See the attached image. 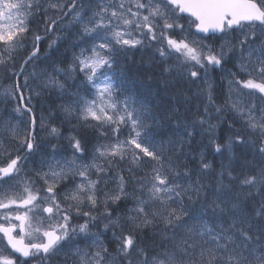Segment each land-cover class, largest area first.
I'll list each match as a JSON object with an SVG mask.
<instances>
[{
  "label": "snow or ice",
  "instance_id": "obj_1",
  "mask_svg": "<svg viewBox=\"0 0 264 264\" xmlns=\"http://www.w3.org/2000/svg\"><path fill=\"white\" fill-rule=\"evenodd\" d=\"M182 14L189 19L187 34L179 23ZM37 16L43 36L30 27ZM191 26L197 34L219 33L223 39L218 46L206 43L207 36L191 39ZM177 31L183 35H169ZM30 32L32 51L17 71L14 54L26 49ZM54 32L61 35L49 42L50 49L66 40L79 52L67 64L46 56L48 67L37 71L39 42ZM145 41L160 45L154 50L160 81L166 94L175 89V103L162 111V100L153 105L139 99L113 68L117 53L144 47ZM30 64L33 70L25 74ZM0 67L23 77L22 84L17 79L0 93L4 103L15 102L9 117L0 119V159L7 161L0 166V239L11 253L0 249V264H44L61 251L65 264H264V0H0ZM210 68L230 77L222 105L208 79ZM181 82L189 91L195 87L191 96L177 87ZM45 94H55L57 110L77 121L74 133L84 130V136L66 137L71 157L57 158L58 145L36 140L32 101ZM225 110L231 120L222 115ZM221 124L231 134L218 143ZM40 128L53 138L62 135L42 114ZM105 128L115 142L94 145L84 162L88 131L108 138ZM124 128L128 135L121 140ZM208 148L226 152L227 163L215 168ZM14 151L24 155L13 157ZM35 154L45 157L40 170L22 177L23 162ZM125 161L128 166L120 169ZM134 170L143 175L136 177ZM102 221L107 222L101 227ZM17 229L19 237L13 235ZM25 236L41 242L25 243Z\"/></svg>",
  "mask_w": 264,
  "mask_h": 264
},
{
  "label": "trees",
  "instance_id": "obj_2",
  "mask_svg": "<svg viewBox=\"0 0 264 264\" xmlns=\"http://www.w3.org/2000/svg\"><path fill=\"white\" fill-rule=\"evenodd\" d=\"M40 18L41 17L37 16L35 18V20L30 24V27L36 32H39L41 30V28L38 26V24L40 23L39 22ZM58 35H61V33L54 32L53 34L48 35L46 39H44L40 42V44H39L40 55L42 54L43 57L40 58L37 67H40V68L48 67L50 61L45 59L46 56L51 57V58H56L58 61L61 59L64 60L67 58L68 52L65 53V48H70V46H71L68 41L57 40V45H56L57 50H55V51L48 47L49 42L52 41V38L55 36V39H56V37ZM208 41L211 44H214V43L216 44L218 39L213 37V38H209ZM65 44H66V46H65ZM26 46H27L26 49H21L20 51H17V53L14 54L15 60L17 61L16 62V70L17 71L19 70V65L21 63L22 57L26 56L28 54V52H30L29 50L32 51V32L28 33V40L26 41ZM159 46L160 45L156 42H153L151 45H148V42L145 41L144 47L138 46L135 49H131V50H127V51H120L119 53H117L118 63L114 64V69L118 73L123 75V78L125 80L127 88L130 89L131 93L133 95L137 96L139 99L148 100L153 105H157V102L162 100L163 103L157 105L159 110L162 111L163 107L165 105L175 103V95H174L175 89H170L169 93L166 94L165 89H164V85L160 81L159 71H160V67H161V62H160V58H159L158 54H154V50ZM70 62L71 61H69V60H65V64L70 63ZM173 62H175L174 58H173V60L168 61V63H173ZM9 68H11V65H9ZM228 68L235 70L232 66V63H230ZM49 70H50V68H49ZM210 70H211V74H210L211 78L209 80L214 85V95L216 97V103L222 105V104H224V101L226 99V95L224 96V93H225L224 92V82L226 80L228 81L229 77L227 76L226 73L222 72L221 70H216V69H211V68H210ZM5 75L8 76L7 79L5 78ZM210 75H208V77ZM149 77H152V79H149ZM221 77H225V81H223V79H221ZM17 79L20 80L21 84L23 83L22 77H14L11 75L10 71H8L6 73V70L3 67H0V93L3 92V88L5 86L13 84V82ZM169 79H171V77H169ZM33 83L36 84L37 82L33 80L31 82V84H33ZM177 87L182 88L183 91L186 92L189 96H191L192 92H194L196 90L195 87H193L192 91H189L188 90L189 86L187 84H184L183 82L178 84ZM185 89H187V90H185ZM37 90H39V89H37ZM3 101H4V97L2 95H0V119L8 118L10 113H11V109L13 108L10 105L12 103L11 101H9L7 103H4ZM32 103L35 105V108L33 109V111L36 113V121L38 120V112H39V114H40V112H42V113H44V115L46 117V121H44V123L46 125L51 123L52 126L59 128L61 131L62 135L59 138H53V137L49 136L53 141H55L56 145H58V148L61 150L59 152L57 158H59L60 155L70 156L72 153V149L69 147V141L66 139V137L69 134H78L79 136H84L85 133H84L83 128L81 127L79 129L78 133L73 132V126L77 125V121L75 119H72L69 122L68 120L65 119L63 114L57 110L56 106L59 105L61 103V101L59 99L55 98V94L52 95V98H49L48 94H45V96L41 100L33 99ZM195 103H196V101H193L194 105H195ZM202 107L203 106H201V110H202ZM182 111H183V109H182ZM210 111L212 112V115H213V119L211 122L216 123L217 117H216L215 111H214V109H210ZM50 113H51V115H50ZM52 115H54L52 122H48V120L50 118H52ZM222 115L226 116L227 119H229V120L232 119L231 116L227 115V110H225V112H223ZM26 119H27V116L25 117V120ZM15 120H16V117L13 116V121H15ZM14 123H16V122H14ZM21 127H23V125H21ZM37 127H38V125H37ZM240 127H241L240 124H235V128H240ZM106 129H108V128L103 129V131H106ZM126 130L127 129L124 128L121 131V133H120L121 138L123 137V135L125 136ZM38 133H39V131L37 130V135H38ZM230 134L231 133L229 132L227 125L221 124L220 127L217 129V135L219 137L217 142L223 143L225 140H227V138ZM97 137H98V131H93V130L88 131V133H87V138H88L87 139V149H88V151L91 150L92 146H94L95 143L100 141V140H98ZM196 140L197 141L200 140L199 135L196 137ZM204 142L207 143V140H205ZM63 149L65 150V152H63ZM241 152H242V149L239 147L234 149V154L237 156H240ZM16 154H19V153H16L14 151L13 157ZM208 154H209V156H208ZM211 155H212V157H210ZM213 155H216V157ZM218 155L220 156V158ZM39 156H40V161L34 162L31 160L32 156H30L29 160L23 164L24 166H27V168L26 167L25 168L27 169V173H29V175H31V176H34V171L40 170L41 160L45 159V157L41 156L40 154H39ZM206 156H207V160L211 161L213 163V166L217 169H219L220 163L222 161L227 163V153L226 152L224 155L221 156L220 154H215L213 152L212 148H208ZM221 157H222V159H221ZM248 158H251V157L249 156ZM198 160H199L198 156L195 159H189L188 160V166L189 167H195ZM5 161L6 160L0 159V165H2ZM218 161H219V163H218ZM214 162H216V163H214ZM127 166H128L127 162H124V163H121L119 165V168L123 169V168H126ZM111 174L115 175L114 169L112 170ZM123 174L125 175L126 178H128L127 172H124ZM134 174L136 177H140L143 175V173L141 171H135V170H134ZM129 185L130 186H129L128 190L131 191V187H132L131 180H129ZM130 203L131 202L129 201V205H130ZM121 207L123 208V205ZM84 210L87 211L88 209L85 208ZM73 222L76 223L77 221L74 220ZM106 222L107 221H102L101 227H102V224L106 223ZM77 223H82V222H77ZM92 230L97 231L98 229L93 228ZM110 247H111L110 248L111 250H114V247H115L114 243L111 244ZM28 264H29V262H28Z\"/></svg>",
  "mask_w": 264,
  "mask_h": 264
},
{
  "label": "rangeland",
  "instance_id": "obj_3",
  "mask_svg": "<svg viewBox=\"0 0 264 264\" xmlns=\"http://www.w3.org/2000/svg\"><path fill=\"white\" fill-rule=\"evenodd\" d=\"M64 23L65 24H67V20H65L64 21ZM179 23L180 24H182V25H184V27H185V34H187L188 33V31H189V28H190V25H189V19L188 18H182V19H180L179 20ZM169 35H174V37L175 38H179L180 37V35H183V34H181V33H179L178 31H177V33H169ZM190 38L191 39H197V40H201L202 39V37H200V36H198V35H196V34H194L193 33V26H191V34H190ZM223 39V37L215 44V46H218L220 43H221V40ZM206 42V41H205ZM88 43H91V41H89ZM207 43V42H206ZM69 44H70V42H69ZM87 45L86 44H81L80 45V47H86ZM71 47V46H70ZM77 49V53L79 52V48H76ZM21 50V49H20ZM19 51V50H18ZM71 59H72V55H71V57H68V58H66V59H64V62H65V60H69V61H71ZM33 63L37 66L38 65V63H39V60H38V58H36L34 61H33ZM229 65H230V63L227 65V68L229 67ZM33 69H32V66H31V64L26 68V70H25V74H27L28 72H31ZM217 70H220V69H218L217 68ZM233 71H235V70H233ZM211 74V70L209 69V72H208V75H210ZM211 78V75L208 77V79H210ZM242 78H245V77H242ZM227 79V78H226ZM229 79H230V77H229ZM22 80H23V77H22ZM33 80H30V82H29V84L33 87V88H35V83H33V84H31V82H32ZM223 81H225V77H224V79H223ZM37 90V89H36ZM227 91H228V81L226 80L225 82H224V96L227 94ZM26 95L28 94V93H25ZM56 101V100H55ZM257 103H259V101L257 100ZM12 107H15V102H12L11 104H10ZM41 114L44 116V121H46V117H45V115H44V113H42V112H40V114H39V112H38V120H37V125H38V127H37V130L39 131V133H38V136L40 137V139H42V140H49V139H51L50 137H49V135H48V133H47V130L45 129V130H42L41 128H40V117H41ZM52 118H54V115H52ZM5 119H7V118H5ZM14 122H16L17 123V120H15V121H13V123ZM15 124V123H14ZM106 132L108 133V138H99L98 140H100L99 142H97V144L96 145H98V144H108V143H114L115 142V137L112 135V132H111V129L110 128H108V129H106ZM127 135H128V130H126V133H125V136L123 135V137L121 138L120 137V139L121 140H123V139H125L126 137H127ZM46 144H51V143H46ZM52 144H56L55 143V141H53V143ZM93 147L94 146H92V148H91V154H90V160H91V157H92V151H93ZM72 156V155H71ZM71 156H67V157H71ZM88 157V158H89ZM126 162V161H125ZM45 170H46V166H45ZM115 172H116V169H114V174H115ZM27 174H26V172H24V171H22L21 172V176L23 177V176H26ZM28 176V175H27ZM29 176H31V175H29ZM37 183H39V182H37ZM40 184L42 185V182H40ZM109 187L111 188V187H114V185L113 184H110L109 185ZM41 194H43V193H41ZM21 211H23V210H21ZM13 215H15V212H13ZM103 225V224H102ZM93 231V230H92ZM93 232H95V231H93ZM25 238L28 240V241H30V242H39L40 240L39 239H31L30 240V238L29 237H27V236H25ZM81 243V246H83L84 245V242L83 241H80ZM0 249H3V255H5V256H8L5 252H6V249L4 248V246L2 245V243H1V241H0ZM61 255H64V252L62 251L57 257L59 258V259H61V261H56V264H65V262H64V260H63V256H61ZM69 264H70V262H69Z\"/></svg>",
  "mask_w": 264,
  "mask_h": 264
},
{
  "label": "bare ground",
  "instance_id": "obj_4",
  "mask_svg": "<svg viewBox=\"0 0 264 264\" xmlns=\"http://www.w3.org/2000/svg\"><path fill=\"white\" fill-rule=\"evenodd\" d=\"M41 20H42V18H40V20H39V24H38V26L42 29L43 28V24H42V22H41ZM69 42V41H68ZM64 46V45H63ZM65 46H66V44H65ZM69 50H68V56H67V58L68 57H71V55H72V52H77V49L76 48H72V47H70V48H68ZM50 52V51H49ZM54 52V51H53ZM53 54V53H52ZM17 62V61H16ZM39 69H41L40 67H37L36 68V70L37 71H39ZM30 82V81H29ZM193 88V87H192ZM185 90H187V89H185ZM202 106V105H201ZM159 109V108H158ZM60 119V118H59ZM52 120H53V118H50L49 120H48V122H52ZM47 125H51V123H49V124H47ZM63 138V137H62ZM36 140H37V142H39V143H41V144H46V143H53V140L52 139H49L48 141L47 140H42V139H40V137L37 135V137H36ZM206 143V142H205ZM97 143H95V145H96ZM14 147H16V145H13V148ZM63 152H65V150L63 149ZM210 152V151H209ZM90 154H91V150L90 151H88V149H87V154H86V158H85V161L84 162H88V161H90ZM71 155H72V153H71ZM70 155V156H71ZM208 156H209V154H208ZM213 156H215L216 157V155H213ZM219 156V155H218ZM222 156V155H221ZM89 157V158H88ZM210 157H212V155L210 156ZM224 157V156H223ZM218 158V157H217ZM219 158H220V156H219ZM221 159H222V157H221ZM31 160L32 161H34V162H37V161H40V156H39V154H35V155H33L32 156V158H31ZM193 162V161H192ZM214 163H216V162H214ZM218 163H219V161H218ZM217 165V164H216ZM122 206V205H121ZM107 236V237H106ZM105 237H104V239H105V242L107 243L108 242V240L111 238V236H112V230H109L108 231V233H107V235H106ZM113 244V243H112ZM111 245V244H110ZM110 245H109V249L111 248L110 247ZM115 245V244H114ZM111 250V249H110ZM62 256V255H61ZM62 262V261H61ZM30 264H32V263H30Z\"/></svg>",
  "mask_w": 264,
  "mask_h": 264
},
{
  "label": "flooded vegetation",
  "instance_id": "obj_5",
  "mask_svg": "<svg viewBox=\"0 0 264 264\" xmlns=\"http://www.w3.org/2000/svg\"><path fill=\"white\" fill-rule=\"evenodd\" d=\"M3 215H4V212L1 210V211H0V216H3ZM2 222H3V221L0 220V223H2ZM15 222H16V221H14V220L12 221V223H15ZM15 235L18 236V231H17V230H16V232H15Z\"/></svg>",
  "mask_w": 264,
  "mask_h": 264
},
{
  "label": "water",
  "instance_id": "obj_6",
  "mask_svg": "<svg viewBox=\"0 0 264 264\" xmlns=\"http://www.w3.org/2000/svg\"><path fill=\"white\" fill-rule=\"evenodd\" d=\"M185 15H187V14H185ZM194 30H195V32H196V29L194 28ZM210 34V33H209ZM209 34H206V35H209ZM217 34H219V33H217ZM5 242H6V239H5Z\"/></svg>",
  "mask_w": 264,
  "mask_h": 264
}]
</instances>
